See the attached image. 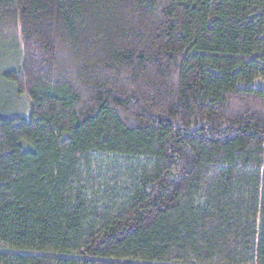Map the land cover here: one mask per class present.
<instances>
[{
	"label": "trees",
	"instance_id": "obj_1",
	"mask_svg": "<svg viewBox=\"0 0 264 264\" xmlns=\"http://www.w3.org/2000/svg\"><path fill=\"white\" fill-rule=\"evenodd\" d=\"M0 264H264V0H0Z\"/></svg>",
	"mask_w": 264,
	"mask_h": 264
},
{
	"label": "rangeland",
	"instance_id": "obj_2",
	"mask_svg": "<svg viewBox=\"0 0 264 264\" xmlns=\"http://www.w3.org/2000/svg\"><path fill=\"white\" fill-rule=\"evenodd\" d=\"M11 55L7 50L0 51V112L5 114L20 113L22 115H28L30 112V100L25 94L21 95L17 100L14 94V86L11 82L5 80L2 76L3 68L12 65L19 66L21 58L19 55H14L13 58H9ZM252 85L261 89H264V78L258 77L252 81Z\"/></svg>",
	"mask_w": 264,
	"mask_h": 264
}]
</instances>
